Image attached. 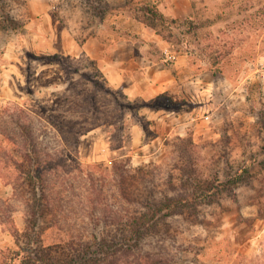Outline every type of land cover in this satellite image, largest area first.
Listing matches in <instances>:
<instances>
[{"label": "rangeland", "instance_id": "rangeland-1", "mask_svg": "<svg viewBox=\"0 0 264 264\" xmlns=\"http://www.w3.org/2000/svg\"><path fill=\"white\" fill-rule=\"evenodd\" d=\"M105 2L0 0V260L25 264L29 250L54 264H264V0H191L187 22L165 24L168 49L187 54L180 78H197L177 102L130 101L72 53L89 35L131 34L112 23L119 0ZM31 147L49 156L51 204L22 232L32 195L15 167ZM149 192L155 206L185 199L130 239L127 217L146 211Z\"/></svg>", "mask_w": 264, "mask_h": 264}, {"label": "crops", "instance_id": "crops-1", "mask_svg": "<svg viewBox=\"0 0 264 264\" xmlns=\"http://www.w3.org/2000/svg\"><path fill=\"white\" fill-rule=\"evenodd\" d=\"M157 8L167 17L184 18L190 15L192 11L191 0H152ZM112 23L115 30L120 26V21L125 22L128 30L122 33V36L113 38L112 42H107L97 35L87 36L79 45L76 51L72 52L76 56L83 52L93 58L100 71L103 73L108 85L113 89H120L130 101L139 99H150L161 94L168 96L171 101H180L190 99V94L185 91V85L192 82L197 85V78L185 81L180 78V73H184L189 68L187 54H177L175 60L166 61L164 58V50L168 49V42L157 34L151 27L147 26L141 20L128 14H122L120 10H114ZM119 12V13H118ZM120 17H124L122 20ZM130 32V31H129ZM154 48L157 54H152L149 49ZM200 75V73L198 74ZM196 75V77H198ZM200 93L206 94L205 88L198 84ZM190 101V100H189ZM154 112L162 117L165 111L162 107H153ZM191 120H195L191 115ZM187 112V111H186ZM169 124L173 118H178L176 112L168 113ZM202 115V114H201ZM205 116V115H204ZM208 115L205 116L207 118ZM197 128L198 123L194 122ZM135 125L138 126V123ZM197 131V129H196ZM141 129L135 130L133 133V145L137 146L140 139Z\"/></svg>", "mask_w": 264, "mask_h": 264}, {"label": "trees", "instance_id": "trees-1", "mask_svg": "<svg viewBox=\"0 0 264 264\" xmlns=\"http://www.w3.org/2000/svg\"><path fill=\"white\" fill-rule=\"evenodd\" d=\"M96 1V0H95ZM100 1V0H97ZM105 2V0H103ZM91 0H89V3ZM96 3V2H95ZM106 3V2H105ZM91 8L96 16L102 15L104 13V8L99 4H91ZM116 10H125L128 9L131 12H134L133 15L135 18L144 22L147 26L151 27L157 34H159L163 39L165 38L162 35V28L167 23H185L188 20V17L184 18H172L167 17L157 8L155 2L152 0H119L118 5L114 6ZM6 18H4L5 20ZM160 96V95H159ZM164 96V94H161ZM30 153L26 152L24 155L25 163H20L15 167V171H17L18 179L22 183L23 186L29 188L32 200L29 202L28 205V216H27V225L25 230L22 232H30L35 231L36 227H40L39 220L44 217V212H46L47 208L50 206V200L48 195V184L50 178L48 177V173L45 170L47 168L49 156L45 155V160L42 163V159L38 156L35 152V149L31 147L29 149ZM113 169L112 172L116 175H121L123 178V174L117 171L116 162L112 163ZM140 170V167H137ZM8 176V174H4ZM123 182V181H122ZM120 188H122V184H120ZM122 193H126V190L122 188ZM150 200L147 202L146 211L138 212L136 214L129 215L127 217L126 226H127V234L128 238H139V232L141 227L147 224L151 219L155 218L162 210H164V214H172L174 213L175 209L179 206L181 200L185 198L174 197L169 195H164L163 199L160 201L157 206L153 204L154 202V194L153 192H149ZM14 231L17 232V229L14 228ZM29 230V231H28ZM102 240V239H101ZM104 244V242H103ZM100 250V249H99ZM14 254V250H11ZM29 252L25 259L23 258L22 261H25V264H54L53 257L50 256V252H44L43 254H38ZM87 252V251H85ZM87 254V253H85ZM83 256V255H82ZM76 259V258H75ZM75 259L71 260V257L67 258L63 262H59L60 264H75ZM0 264H4V260H0Z\"/></svg>", "mask_w": 264, "mask_h": 264}, {"label": "built area", "instance_id": "built-area-1", "mask_svg": "<svg viewBox=\"0 0 264 264\" xmlns=\"http://www.w3.org/2000/svg\"><path fill=\"white\" fill-rule=\"evenodd\" d=\"M164 58L166 61H173L176 58V54L169 49L164 50Z\"/></svg>", "mask_w": 264, "mask_h": 264}]
</instances>
